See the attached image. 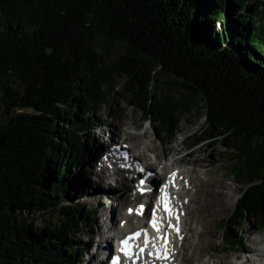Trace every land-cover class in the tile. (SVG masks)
Segmentation results:
<instances>
[{"label":"trees","instance_id":"16d2710c","mask_svg":"<svg viewBox=\"0 0 264 264\" xmlns=\"http://www.w3.org/2000/svg\"><path fill=\"white\" fill-rule=\"evenodd\" d=\"M114 95L166 142L203 117L192 147L222 143L242 189L225 242L264 229V0H0V264L80 263L74 174Z\"/></svg>","mask_w":264,"mask_h":264},{"label":"rangeland","instance_id":"374dc122","mask_svg":"<svg viewBox=\"0 0 264 264\" xmlns=\"http://www.w3.org/2000/svg\"><path fill=\"white\" fill-rule=\"evenodd\" d=\"M124 116L129 119H135V123H133L132 126L130 125V131L135 134L136 137L140 136V147L138 149L134 148L130 140L125 141L122 137L118 139V143L121 146L129 147L130 153L134 156L137 155L136 159L140 160L142 163L145 162L144 159L138 156V153H144L143 156L145 157L146 154V158L153 160L157 168L164 167L168 164V170H171V168L179 164L177 162L181 160V157L186 156L187 159L193 161V163L198 161V164L194 163L198 165H195V169L197 170L196 177L198 180L199 178L204 181H206V178L208 179V182L204 184V188H199L200 191L192 190L194 192H192L194 198L190 196L193 199H191L192 202L188 208L186 224L182 221L180 225L177 226L187 236L182 244V252L176 257L177 264H240L245 261V259L255 262L257 261L256 259H258L259 262L256 263L263 264L264 257H257L258 254H264V243H262V239H264V229L257 232L253 220L242 225L238 231V236L243 238V246L237 243H234V246H228L225 242L226 239L222 227L225 225L227 219H231L236 213L237 200L241 196L242 189L234 177L231 176L232 164L229 160V156L232 155L231 151L226 149L222 143L217 142V140H211L199 146L192 147L193 141L200 138L202 135L201 131L206 125L203 117L187 115L181 118L178 125V132L175 137L171 141L166 142L160 139L161 137L157 134L154 123H146L142 115L131 108L130 105L121 101L120 97H117V95H114L112 99L109 100L108 106H102L99 110L95 136L92 141L93 150L90 155V163L87 165L85 164L79 174H77L78 172L74 174L81 177V185L85 187L86 190V194L81 201L85 203L89 209L96 210L93 222L87 223L81 233L78 245L87 249L91 247V250H88L87 256L83 255L79 264H98V256L93 260L90 258L91 253L94 251L93 249L95 246L93 247V245L95 241L102 237V234L105 235L107 232L106 237L108 236L109 240H104L106 243L104 241L102 243L111 245L112 237L115 234V232H113L114 228L122 230L125 224L124 218L126 214L130 212L124 207L123 202L125 201L129 204L133 202V197L131 192L128 191L126 193L124 189H128L127 187H129L133 190L136 184L132 185L129 180H126L127 184L125 181L121 184L119 182L121 178L114 179L112 176L113 168H111L109 164L105 167L106 174L101 173L102 171L100 170L103 165L100 158L102 152L107 151L109 148H107L106 145L108 144V138L111 136L112 125L117 124L121 127V123L124 121L122 117ZM122 142L125 143L123 144ZM147 145H149V147H147ZM145 146L148 148L147 150ZM176 156L178 157L176 158ZM165 159H169L170 161L166 163ZM156 171L158 174L157 169ZM182 174L184 177L187 176L185 173ZM158 176L162 178L163 174L160 173ZM99 177L105 179L100 188L97 183L99 182ZM106 178H109V180ZM138 180L139 179L136 177L133 182ZM162 180L163 178L161 181ZM108 182L112 185L110 184L109 186ZM222 185L224 186L223 191L225 192L223 196H221L222 198H216L213 193L219 190ZM106 195L108 196L106 197ZM213 196L215 199H213ZM108 198L111 200H108ZM137 207L140 208V206ZM202 208H204V210H202ZM101 213H104V217L100 216ZM59 218L60 216L55 211L47 213L44 216V220H46L45 223H57L60 221ZM45 223H42L41 219L36 221L38 225H43ZM141 223L143 222L138 217L135 216L132 218L131 224L138 225ZM125 226H127V221ZM205 239L208 241H205ZM180 240H182V238H177L175 240L173 248L177 245L179 249L178 244ZM171 263L172 262H169V264Z\"/></svg>","mask_w":264,"mask_h":264},{"label":"bare ground","instance_id":"6f19581e","mask_svg":"<svg viewBox=\"0 0 264 264\" xmlns=\"http://www.w3.org/2000/svg\"><path fill=\"white\" fill-rule=\"evenodd\" d=\"M123 115V114H122ZM122 119L124 120L121 124V127L118 126L117 124L112 125V131H111V136L108 138V144L106 145V147H110L108 149V151H106L104 154L106 155L105 158H107V160H109V162H111L113 160V164L114 165V169L112 176L115 178H121L119 180V182L121 184L124 183V181L127 184L126 180H129V182L132 185H138V181L133 182L134 179L132 178V174L136 175L137 174V179H141L144 177V179L148 180L147 183H150L151 185V189H157L153 194H151L152 196L148 197H153V206L155 205H160V207L158 208V210H160L161 206L163 207L164 203L163 201H165V195L167 197V200H173L175 201V206L179 207V215H178V219L182 222H185L186 224V219H187V212H188V208L192 202L191 199H193L194 194H192V190H199V188L203 187L204 188V184L206 182H208V179L206 178V181L201 180L199 178L196 177L197 175V170L195 169L196 164H198V161L194 162L196 164L193 163V161L188 160L186 156L181 157V160H179L177 163H179L177 166H175L174 168H171V170H168V164H166L164 167H160L157 168V166H155V162H153V160H149V158H146V154L145 157L143 156L144 153H138V156L142 159H144L145 162H141L140 160L136 159L137 155H133L130 152V148L126 147V146H121L118 143V139L120 137L124 138V140H130V142L133 143V147L138 149L140 147V136L136 137L135 134H133L130 131V127L133 125V123H135V119H129L128 117L126 118V116L122 117ZM121 122V121H120ZM131 125V126H130ZM129 126V128H128ZM138 127V126H137ZM122 135V136H121ZM144 135V134H143ZM123 144L125 142H122ZM151 143V142H150ZM163 143V142H162ZM185 143V142H184ZM177 145V144H176ZM144 146V145H143ZM154 146V145H153ZM146 147V146H145ZM147 147H149V145H147ZM145 148L146 150L148 148ZM151 147V146H150ZM180 147V146H179ZM154 148V147H153ZM101 149V148H100ZM174 150V149H173ZM179 150V149H178ZM151 152V151H150ZM180 152V151H179ZM159 153V151H158ZM178 155V154H176ZM183 155V154H182ZM159 157V156H158ZM178 156H176L177 158ZM180 157V156H179ZM195 157V156H194ZM197 157V156H196ZM127 158V159H126ZM157 158V157H155ZM154 158V159H155ZM162 158V157H161ZM156 160V159H155ZM199 160V159H197ZM170 160L169 159H165V162L168 163ZM134 164V165H133ZM146 164V165H145ZM159 164V163H157ZM135 165L138 167V169L141 170V174H139V172L137 171V168H135ZM196 165V166H195ZM156 167V168H155ZM158 170V174H163V180L161 181V177L159 178L157 171ZM187 169V170H186ZM102 172L101 173H105L106 174V170H105V165L101 166L100 169ZM209 171V170H208ZM200 172V171H199ZM210 172V171H209ZM171 173V174H170ZM182 173H185L187 176L184 177V175ZM202 173V172H201ZM168 174H170V177L168 178ZM136 178V176H135ZM212 178V177H211ZM214 178V177H213ZM109 180V178H106ZM105 179H101L99 177V182H97L99 185V188L102 186V182ZM218 180V179H217ZM116 182V181H115ZM219 182V181H218ZM109 186H110V182H108ZM124 184V185H126ZM112 185V184H111ZM159 187H158V186ZM207 185V184H206ZM210 185V184H209ZM225 185V184H224ZM114 186V185H113ZM213 186V185H212ZM207 187V186H206ZM128 189H124L126 190V193L129 192H133V190H131L132 188L127 187ZM133 188H136L135 186ZM130 189V190H129ZM224 190V186H220L219 190H216L215 196L216 198H220L221 196H223V193L225 191ZM200 191V190H199ZM194 193V192H193ZM111 195V194H108ZM106 195V197L108 196ZM200 195V194H199ZM193 198H191V197ZM196 196V195H195ZM199 197V196H198ZM209 197V196H208ZM225 197V196H224ZM196 198V197H195ZM211 198V197H210ZM222 198V197H221ZM110 198H108L109 200ZM205 199V198H204ZM213 199L214 196H213ZM111 200V199H110ZM218 200V199H217ZM210 201V200H209ZM212 201V199H211ZM220 201V200H219ZM124 203V207L127 208L130 212L126 214L125 220L127 221V226H125V228L119 229V228H114L113 232H115V236L116 235H120V234H124L126 235L127 233H125L127 231V229L129 230H137L139 228L142 229H146L147 224H138V225H134L131 224L132 223V218L135 216L134 212L136 211L139 215L141 214L142 210L141 208L137 207L140 206V204H143V213L145 217H150V213H148V209L147 206L145 204H147V202H142L141 198L139 196L135 197V199L133 200V202H130L129 204L127 202H123ZM193 204V203H192ZM203 205V204H201ZM194 206V205H192ZM209 206V204H208ZM192 208V207H191ZM199 208V206H198ZM213 208V207H212ZM154 209V208H153ZM152 209V210H153ZM157 210V211H158ZM190 210V209H189ZM192 210V209H191ZM202 210H204V208H202ZM214 210V209H213ZM207 211V209H206ZM211 211V210H210ZM198 212V211H197ZM200 213V212H199ZM212 213V212H211ZM210 213V214H211ZM192 214V213H191ZM101 217H104V213L100 214ZM198 216V215H197ZM160 215H156V217L154 216V218H150L149 219V223L153 224V220H155L156 223V229H158V231H161L160 237L158 236V239L155 240V249L159 250V253H157L158 255L164 257V262L168 264L169 260L172 261V264H177L176 261V257L178 256V254H180L182 251V244L184 243V241L186 240V235L183 233V231L178 230L177 231V224L171 222V220H168L165 224L160 225L158 222ZM191 217V216H190ZM193 217V216H192ZM208 217V216H207ZM211 217V216H210ZM209 218V217H208ZM192 219V218H191ZM189 220V219H188ZM201 220V219H200ZM203 221V220H202ZM205 222V221H204ZM172 225V228L169 227V225ZM206 224V223H205ZM200 225V224H199ZM188 226V225H187ZM191 227V226H190ZM201 227V226H200ZM203 227V226H202ZM148 228V227H147ZM187 228V227H186ZM189 228V227H188ZM193 229V228H192ZM200 229V228H199ZM163 230V231H162ZM204 230V229H203ZM210 230V229H209ZM198 231V230H197ZM202 231V230H201ZM195 233V231H194ZM209 233V232H208ZM130 234V233H129ZM107 232L105 235L102 234V237H100L99 239H97L95 241V244L93 245L94 247V251L91 253L90 258H92L91 260L95 259L97 256L99 257V261L98 264H104L105 261H102L101 259L108 255L109 252H112L113 250V243L111 242V245L108 244H104L102 243L104 240H109V237L107 236ZM207 236V235H206ZM192 237V236H191ZM104 238V239H103ZM119 238V237H118ZM177 238H182V240H180V243L178 244L179 249L177 248V245L171 249L172 244L174 245V242ZM196 238V237H195ZM202 238V237H201ZM159 240H162V243H159ZM191 240V239H190ZM199 240V239H198ZM104 241V242H105ZM202 241V240H201ZM205 241H208L205 239ZM210 241V240H209ZM106 243V242H105ZM262 243H264V239H262ZM89 251L91 250V247L88 249ZM184 250V249H183ZM89 251H86L85 256H87V253ZM260 251V250H259ZM184 252V251H183ZM246 252V251H245ZM244 253V252H243ZM185 256V255H184ZM216 257V256H215ZM236 257V256H235ZM260 257H264V254H258L257 258ZM83 258V257H82ZM200 258V257H199ZM230 258V257H229ZM262 259V258H261ZM215 260V259H214ZM217 260V259H216ZM232 260V259H231ZM256 262H259L258 259H256ZM219 261V260H218ZM179 262V260H178ZM241 262V261H240ZM255 261H248L247 259H245V261H243V264H257ZM141 262H138V264H140ZM192 263V262H191ZM240 263V264H242ZM190 264V263H189ZM205 264V263H204ZM264 264V263H263Z\"/></svg>","mask_w":264,"mask_h":264},{"label":"snow or ice","instance_id":"6c2138e0","mask_svg":"<svg viewBox=\"0 0 264 264\" xmlns=\"http://www.w3.org/2000/svg\"><path fill=\"white\" fill-rule=\"evenodd\" d=\"M141 183H143V181H141ZM165 210L168 211V208H167V197H166V195H165ZM153 226L156 227L155 220H153ZM177 231H178V229H177ZM123 243H124L125 246H127L128 241L125 240Z\"/></svg>","mask_w":264,"mask_h":264}]
</instances>
